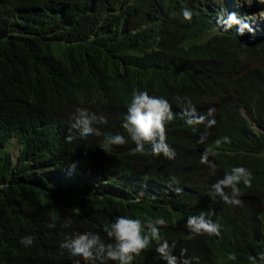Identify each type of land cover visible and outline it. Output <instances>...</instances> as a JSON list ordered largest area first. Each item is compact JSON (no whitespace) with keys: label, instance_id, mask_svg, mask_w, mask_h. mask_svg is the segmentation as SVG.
I'll return each mask as SVG.
<instances>
[{"label":"trees","instance_id":"16d2710c","mask_svg":"<svg viewBox=\"0 0 264 264\" xmlns=\"http://www.w3.org/2000/svg\"><path fill=\"white\" fill-rule=\"evenodd\" d=\"M232 6L242 13L250 4L0 0V264H83L59 243L85 232L108 242L103 226L120 215L165 218L161 235L176 242L175 255L186 248L193 264H252L264 250L262 214L253 205L230 208L212 193L220 175L244 166L253 179L241 194L260 192L264 200V60L248 63L264 55V41L227 28ZM137 89L172 103L167 142L177 154L207 152L218 166L214 175L201 154L182 166L177 155H132L130 139L106 154L102 138L75 130L68 138L77 107L102 113L104 134L126 136L122 115ZM177 96L191 98L200 115L216 109L205 143H197L203 125L193 132L185 124ZM223 136L231 142L216 144ZM201 212L221 224L220 237L190 235L186 219ZM26 235L34 237L27 248L19 243ZM154 246L134 264H165Z\"/></svg>","mask_w":264,"mask_h":264},{"label":"clouds","instance_id":"9594fccd","mask_svg":"<svg viewBox=\"0 0 264 264\" xmlns=\"http://www.w3.org/2000/svg\"><path fill=\"white\" fill-rule=\"evenodd\" d=\"M255 1V0H253ZM251 0H236L237 4L247 6L241 13L235 6L228 7L226 10L231 14V20L226 24L227 28L234 29L240 36L250 42L264 41V7H257ZM264 4V0H258ZM183 18L187 21L192 19L190 9L182 10ZM264 60V55L253 57L249 62ZM248 65V64H247ZM247 68V66H246ZM246 70V69H245ZM237 87H228L230 93ZM131 100L125 105L122 115L121 127L123 134H104L101 127L107 125V118L101 113L89 111L84 107H77L72 115V124L69 130L75 132L81 138L95 137L102 138L99 148L109 154L114 146L124 145L130 139L135 147L130 149L132 155H150L153 157H164L167 160H174L176 155L182 166L190 165L198 154H201L200 162L209 167L214 175L217 171V164L209 159L207 152L187 150L182 148L176 153L167 141L166 125L175 119L172 103L163 96L150 95L148 91L134 90L131 93ZM177 106L181 108V115L186 125L196 132L201 125L204 131L201 132L197 143L203 144L207 140L210 132L217 121L214 118L216 109L209 108L207 115H200L191 98L177 96ZM245 114L244 111H242ZM249 118V117H247ZM250 119V118H249ZM251 122V120H249ZM228 136L220 137L215 141L216 144L230 143ZM209 151V148L206 149ZM13 154V153H12ZM18 155V154H17ZM17 157V156H15ZM161 157V158H162ZM70 167L74 168L75 165ZM253 179L252 172L244 166H233L230 171H226L223 176H219L212 185V193L219 196L221 200L229 204L228 207L238 209L245 205H253L264 218V200L260 192H246L241 194L240 185L251 186ZM243 205H240L242 201ZM229 208V209H230ZM239 216L242 217L241 213ZM211 214L201 212L189 215L186 219L185 227L191 236L209 235L220 237L221 224L213 220ZM72 221L67 219L65 227H70ZM167 225V220L163 217H156L142 220L139 217L132 218L127 215H120L114 218L110 224L103 226L108 242L101 238L99 233L85 232L66 237L59 243L61 250L67 251L72 258H79L83 264H134V261L148 251L155 244V252L160 260L165 264H193V259L187 256V249H181L180 255L174 254L176 242L171 244L161 235V227ZM49 229L56 227L55 222L47 224ZM19 243L24 247H30L34 243L32 235L21 237ZM227 259L235 261V253H229ZM252 264H264V250L259 251L252 257Z\"/></svg>","mask_w":264,"mask_h":264},{"label":"rangeland","instance_id":"374dc122","mask_svg":"<svg viewBox=\"0 0 264 264\" xmlns=\"http://www.w3.org/2000/svg\"><path fill=\"white\" fill-rule=\"evenodd\" d=\"M235 89H236V88H235ZM235 89H234V90H235ZM12 143H16L15 140L12 141ZM12 153H13V156L15 157V156H17V154H18V150H17V149H13V150H12ZM241 201H242V203H241L240 205H243L244 201H243V200H241Z\"/></svg>","mask_w":264,"mask_h":264}]
</instances>
